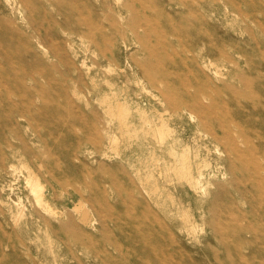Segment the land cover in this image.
Here are the masks:
<instances>
[{"label": "rangeland", "instance_id": "374dc122", "mask_svg": "<svg viewBox=\"0 0 264 264\" xmlns=\"http://www.w3.org/2000/svg\"><path fill=\"white\" fill-rule=\"evenodd\" d=\"M0 264H264V0H0Z\"/></svg>", "mask_w": 264, "mask_h": 264}, {"label": "bare ground", "instance_id": "6f19581e", "mask_svg": "<svg viewBox=\"0 0 264 264\" xmlns=\"http://www.w3.org/2000/svg\"><path fill=\"white\" fill-rule=\"evenodd\" d=\"M146 19V18H145ZM56 41V40H55ZM40 43H41V39H40ZM43 45V44H42ZM75 48V47H74ZM77 49V48H75ZM104 51V50H103ZM104 53V52H103ZM105 55V54H104ZM130 63V62H129ZM164 66V65H163ZM132 68V67H131ZM188 76V75H187ZM193 76V75H192ZM197 77V76H196ZM217 78V77H216ZM215 78V79H216ZM217 80H219V78H217ZM188 87V85H187ZM188 89V88H187ZM75 90H76V87H75ZM166 95V94H165ZM167 97H169L168 95H166ZM174 96V94H173ZM110 109H111V105H110ZM112 112L115 113L119 118H120V122L122 124H126V117H127V114H128V108L127 106L122 103V102H118L114 107H112ZM193 118V117H192ZM157 131L159 133H163L164 132V125L162 124V126H159L157 128ZM41 166V165H39ZM34 176H35V173H34ZM28 181L31 183L29 184L30 186L32 185V191H33V194L36 198V201L41 204V205H45L47 207L48 204L46 203L45 199H44V185L42 184V182L40 181L39 178L36 177H30L28 179ZM25 203H23V206H24ZM77 206V205H76ZM23 210V209H22ZM21 212V211H20ZM19 212V213H20ZM202 215V213H201ZM195 232V231H194Z\"/></svg>", "mask_w": 264, "mask_h": 264}]
</instances>
